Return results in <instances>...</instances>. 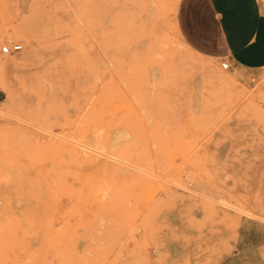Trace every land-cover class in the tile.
I'll use <instances>...</instances> for the list:
<instances>
[{
	"label": "rangeland",
	"instance_id": "374dc122",
	"mask_svg": "<svg viewBox=\"0 0 264 264\" xmlns=\"http://www.w3.org/2000/svg\"><path fill=\"white\" fill-rule=\"evenodd\" d=\"M183 1L0 0V264H173L177 208L211 254L264 222V68L195 54Z\"/></svg>",
	"mask_w": 264,
	"mask_h": 264
},
{
	"label": "crops",
	"instance_id": "0c3cea01",
	"mask_svg": "<svg viewBox=\"0 0 264 264\" xmlns=\"http://www.w3.org/2000/svg\"><path fill=\"white\" fill-rule=\"evenodd\" d=\"M178 25L195 54L217 64L227 62L228 70L236 72L264 68V11L259 0H184ZM183 211L177 208L178 238L167 246L173 264H264V222L239 219L230 240L211 254L203 240H193L197 232L187 228Z\"/></svg>",
	"mask_w": 264,
	"mask_h": 264
},
{
	"label": "built area",
	"instance_id": "2783aa9c",
	"mask_svg": "<svg viewBox=\"0 0 264 264\" xmlns=\"http://www.w3.org/2000/svg\"><path fill=\"white\" fill-rule=\"evenodd\" d=\"M22 49L21 45L15 44V45H7L1 48V54L3 55H10L14 52H19ZM220 67L222 70H228L229 64L227 62H223L220 64Z\"/></svg>",
	"mask_w": 264,
	"mask_h": 264
},
{
	"label": "bare ground",
	"instance_id": "6f19581e",
	"mask_svg": "<svg viewBox=\"0 0 264 264\" xmlns=\"http://www.w3.org/2000/svg\"><path fill=\"white\" fill-rule=\"evenodd\" d=\"M150 1H151V0H150ZM157 7H158V6H157ZM157 7H156V8H157ZM160 8H161V7H160ZM157 12H158V11H157ZM153 15H154V14H153ZM158 17H159V15H158ZM154 18H156V15L154 16ZM151 25H152V24H151ZM151 28H152V27H151ZM174 28H175V27H173V29H174ZM174 30H175V29H174ZM147 32H148V31H147ZM6 33H7V31H6ZM176 33H177V32H176ZM6 35H7V34H6ZM7 37H9V35H8ZM5 38H6V37H5ZM235 82H236V81H235ZM230 84L232 85L233 82H231Z\"/></svg>",
	"mask_w": 264,
	"mask_h": 264
}]
</instances>
